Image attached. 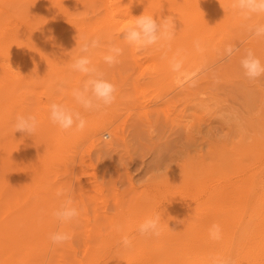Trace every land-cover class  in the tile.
<instances>
[{"label": "rangeland", "instance_id": "1", "mask_svg": "<svg viewBox=\"0 0 264 264\" xmlns=\"http://www.w3.org/2000/svg\"><path fill=\"white\" fill-rule=\"evenodd\" d=\"M230 4L0 0V264H264V77L249 80L239 62L248 49L264 62V40L248 31L264 16L245 20ZM143 13L173 17L168 47L138 51L124 40ZM83 36L99 38L88 55L116 100L79 109L85 128L62 131L48 106L78 108L71 89L86 77L70 65ZM112 45L122 53L109 66ZM228 45L239 51L228 57ZM22 112L40 121L34 137L12 132ZM70 185L83 211L62 224L56 190ZM157 213L161 235H140ZM214 223L220 240L209 237ZM56 231L72 239L54 245Z\"/></svg>", "mask_w": 264, "mask_h": 264}, {"label": "clouds", "instance_id": "2", "mask_svg": "<svg viewBox=\"0 0 264 264\" xmlns=\"http://www.w3.org/2000/svg\"><path fill=\"white\" fill-rule=\"evenodd\" d=\"M230 9L239 14L245 20L253 15L264 16V0H231ZM248 31L257 39L264 40V23H257L248 26ZM124 40L134 49L140 51L159 45L162 48L168 47L175 37V25L172 16H153L144 13L135 17L134 21L127 26L124 31ZM99 38H89L83 36L79 38L80 55L71 63L73 72L80 73L86 79L82 85L71 89V96L78 108L70 107L64 103L52 102L48 106V119L62 131H81L85 128L87 121L79 109L85 112H101L111 106L116 100L117 88L114 83L104 77V73L99 71L92 63L88 53L99 46ZM77 46V39H76ZM199 50L200 42H195ZM239 51L233 45L225 48V54L231 57L234 52ZM122 49L112 45L103 56V61L111 66L118 62ZM240 67L244 75L252 81L264 77V62L248 49L240 58ZM12 132H20L26 136L34 137L40 128V121L32 112L18 113L12 123ZM105 140L109 139L107 135ZM73 186L60 187L56 190L57 197H62V202L52 215L62 224L76 221L83 209L78 207L72 197ZM162 214L145 218L137 227L140 235L145 237H159L162 232ZM117 226V231H120ZM209 237L213 240H220L222 229L219 224H212L209 228ZM50 241L54 245H62L72 239L70 232L56 231L49 235ZM120 244L124 248H131L132 241L127 235L121 237ZM211 264H235L231 257L216 256Z\"/></svg>", "mask_w": 264, "mask_h": 264}, {"label": "bare ground", "instance_id": "3", "mask_svg": "<svg viewBox=\"0 0 264 264\" xmlns=\"http://www.w3.org/2000/svg\"><path fill=\"white\" fill-rule=\"evenodd\" d=\"M114 1V0H113ZM2 3V2H1ZM0 12H1V10H0ZM112 13V12H111ZM14 16V15H13ZM111 16H112V18H114L115 17V13L113 12V14H111ZM21 23V22H20ZM15 25V24H14ZM216 26V25H215ZM13 27H16V26H13ZM25 28V27H24ZM115 33V32H114ZM118 36V35H117ZM32 38V37H31ZM37 40V39H36ZM1 46V45H0ZM6 51V50H5ZM136 61V60H135ZM246 87V86H245ZM96 124V123H95ZM99 125V124H98ZM97 126V125H96ZM113 136H114V134H113ZM248 144H250V143H248ZM19 155H20V153H19ZM261 186V185H260ZM252 188V187H251ZM256 189V188H255ZM262 192H264V191H262ZM157 195V194H156ZM246 203V202H245ZM251 205V204H250ZM152 213V212H151ZM124 215V214H123ZM245 216V215H244ZM150 217V216H149ZM124 226V225H123ZM54 231H55V229H54ZM132 231V230H131ZM235 237V236H234ZM83 249V248H82ZM67 259V258H66Z\"/></svg>", "mask_w": 264, "mask_h": 264}]
</instances>
